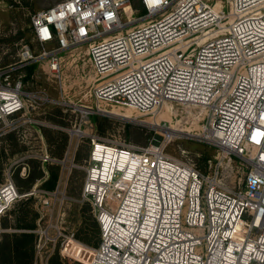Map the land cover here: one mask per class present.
<instances>
[{
    "label": "built area",
    "instance_id": "2783aa9c",
    "mask_svg": "<svg viewBox=\"0 0 264 264\" xmlns=\"http://www.w3.org/2000/svg\"><path fill=\"white\" fill-rule=\"evenodd\" d=\"M226 4L62 0L32 16L35 41L54 46L36 58L23 46L20 68L46 56L50 72L60 74L61 54L86 46L98 102L153 115L168 103L199 107L202 138L221 151L205 174L165 153L171 137L147 148L93 137L82 197L94 208L101 240L88 264H264V0ZM15 70L0 68V122L32 99ZM108 148L121 153L111 157ZM232 155L248 167L238 188L220 179L221 159ZM37 193L21 195L8 178L0 184V219ZM40 203L50 205L47 198ZM33 232L36 264H48L44 238H58ZM59 234L64 244L73 240Z\"/></svg>",
    "mask_w": 264,
    "mask_h": 264
},
{
    "label": "rangeland",
    "instance_id": "374dc122",
    "mask_svg": "<svg viewBox=\"0 0 264 264\" xmlns=\"http://www.w3.org/2000/svg\"><path fill=\"white\" fill-rule=\"evenodd\" d=\"M61 1L0 0V68L16 67L14 79L21 80L25 92L32 96L21 113L0 122V184L12 178L21 195L34 189L41 191L21 197L0 219V231L16 232V241H24L20 251H13L15 264H27L35 242L34 235L26 238L22 233L40 228L50 238H58H44L48 264H88L101 240L94 208L82 197L84 168L93 137L147 148L160 143L166 130L173 129L175 133L168 135L171 138L165 150L167 155L191 163L205 174L211 173L221 158V151L202 138L206 115L199 107L168 103L153 115L98 102L92 94L98 77L86 46L63 55L60 74L50 72L46 56L28 60L29 64L20 68L23 46H28L35 58L54 46L43 47L35 41L31 18ZM207 1L216 8L228 9L226 0ZM133 6L139 7L137 2ZM42 90L46 94L43 102L36 100ZM83 108L91 113L84 116ZM114 112H129L132 117ZM41 152L49 156L48 162L39 159ZM221 160V184L238 188L248 171L244 159L232 155ZM51 173L57 174L54 189L45 186ZM39 196L47 198L50 205L43 208ZM60 232L74 235L73 240L64 244ZM66 245L70 247L69 253L65 252Z\"/></svg>",
    "mask_w": 264,
    "mask_h": 264
},
{
    "label": "crops",
    "instance_id": "0c3cea01",
    "mask_svg": "<svg viewBox=\"0 0 264 264\" xmlns=\"http://www.w3.org/2000/svg\"><path fill=\"white\" fill-rule=\"evenodd\" d=\"M76 50H71V51H66L61 54V59H63V55L72 53ZM23 235H29L35 236V242L33 245V250L31 248L32 253L30 254V257L28 259L27 264H36V253H35V244H36V239L38 238V235L35 232H23ZM32 234V235H31ZM17 233L13 231H0V264H15L16 257L14 254V248L15 245L18 244L20 245L19 241H16L17 238ZM70 247L67 245L65 246V252L69 253Z\"/></svg>",
    "mask_w": 264,
    "mask_h": 264
},
{
    "label": "bare ground",
    "instance_id": "6f19581e",
    "mask_svg": "<svg viewBox=\"0 0 264 264\" xmlns=\"http://www.w3.org/2000/svg\"><path fill=\"white\" fill-rule=\"evenodd\" d=\"M101 111V110H100ZM81 112L83 113V115L84 116H86V115H88L89 113H91V112H89V111H87L86 109H82L81 110ZM114 114H116V115H119V116H122V117H126V118H129V117H132L131 116V114L129 113V112H127V113H124V114H121L120 112H114ZM175 130H173V129H168V130H166V132H167V137H168V135H172V134H174L175 132H174ZM74 133H76V131H73ZM169 137H171V136H169ZM103 151H104V148H101ZM107 152H108V155H111V157H114V155H117L118 153H121V152H119V151H115L113 148H108L107 149ZM122 155H123V162H127L128 160H127V155H126V152H123L122 153ZM134 166V165H133Z\"/></svg>",
    "mask_w": 264,
    "mask_h": 264
},
{
    "label": "trees",
    "instance_id": "16d2710c",
    "mask_svg": "<svg viewBox=\"0 0 264 264\" xmlns=\"http://www.w3.org/2000/svg\"><path fill=\"white\" fill-rule=\"evenodd\" d=\"M56 181H57V174L56 173H53V174L51 173L50 178L45 183V186L50 188V189H54L55 185H56ZM28 237L31 238L29 235H27L26 238H28ZM19 243H20V245H18V244L15 245V248H14L15 252L16 251H20V249L24 247V241L23 240H22V242L20 240ZM26 263H28V262H26Z\"/></svg>",
    "mask_w": 264,
    "mask_h": 264
}]
</instances>
